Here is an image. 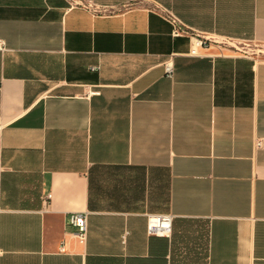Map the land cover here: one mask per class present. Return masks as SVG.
<instances>
[{
    "label": "crops",
    "instance_id": "1",
    "mask_svg": "<svg viewBox=\"0 0 264 264\" xmlns=\"http://www.w3.org/2000/svg\"><path fill=\"white\" fill-rule=\"evenodd\" d=\"M93 1L0 0V264H264V0Z\"/></svg>",
    "mask_w": 264,
    "mask_h": 264
},
{
    "label": "built area",
    "instance_id": "2",
    "mask_svg": "<svg viewBox=\"0 0 264 264\" xmlns=\"http://www.w3.org/2000/svg\"><path fill=\"white\" fill-rule=\"evenodd\" d=\"M83 4L80 0H71ZM91 6V5H89ZM95 11H98L94 9ZM168 19L174 24V33H179L181 29L177 27V18L168 13ZM219 45L224 48H233L238 51L244 52L243 49L247 47L244 43L225 37H210V35H201L197 32L191 37L190 54L195 55L199 47H208L210 45ZM5 43L0 39V50H4ZM165 72L168 76H172L173 66L171 63H165ZM97 94L98 92H92ZM172 217L170 214L151 215L147 217V231L149 234L169 236L172 230ZM68 222L70 226L75 228L73 236L80 244H85L88 233V213L87 212H73L69 214ZM60 251L64 252V244L61 246Z\"/></svg>",
    "mask_w": 264,
    "mask_h": 264
},
{
    "label": "rangeland",
    "instance_id": "3",
    "mask_svg": "<svg viewBox=\"0 0 264 264\" xmlns=\"http://www.w3.org/2000/svg\"><path fill=\"white\" fill-rule=\"evenodd\" d=\"M83 4H85V5H91L90 7H92V8H94V9H96V10H98V11H101L103 8H99V7H97L96 6V4H95V2L93 1V0H80ZM198 34H201V35H206V34H202V33H200V32H197ZM243 50H247V48L245 47V49H243Z\"/></svg>",
    "mask_w": 264,
    "mask_h": 264
}]
</instances>
